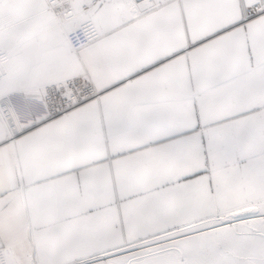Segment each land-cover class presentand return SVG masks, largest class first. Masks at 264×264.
<instances>
[{"label":"crops","instance_id":"crops-1","mask_svg":"<svg viewBox=\"0 0 264 264\" xmlns=\"http://www.w3.org/2000/svg\"><path fill=\"white\" fill-rule=\"evenodd\" d=\"M264 0H0V245L69 264L264 198ZM84 76L100 95L21 129L8 97ZM7 131L11 140L7 136Z\"/></svg>","mask_w":264,"mask_h":264},{"label":"rangeland","instance_id":"rangeland-1","mask_svg":"<svg viewBox=\"0 0 264 264\" xmlns=\"http://www.w3.org/2000/svg\"><path fill=\"white\" fill-rule=\"evenodd\" d=\"M69 264H264V198Z\"/></svg>","mask_w":264,"mask_h":264},{"label":"built area","instance_id":"built-area-1","mask_svg":"<svg viewBox=\"0 0 264 264\" xmlns=\"http://www.w3.org/2000/svg\"><path fill=\"white\" fill-rule=\"evenodd\" d=\"M163 2L179 0H158ZM46 13L55 20H66V42L69 48L76 52L85 48L101 37L93 20L88 15V5H83L80 14L74 20L69 19L71 8L68 0H45ZM264 12L262 1L242 5L241 20L247 21ZM5 58L0 52V76L3 75L2 62ZM99 91L84 76H75L59 80L39 88L35 94L15 93L8 97L10 106L15 113L17 124L21 129L39 125L42 122L61 117L81 104L98 98ZM7 136H11L7 131ZM0 264H15L5 247L0 245Z\"/></svg>","mask_w":264,"mask_h":264}]
</instances>
